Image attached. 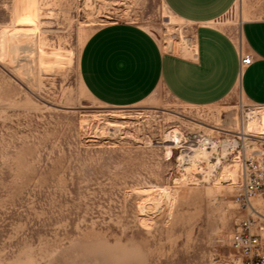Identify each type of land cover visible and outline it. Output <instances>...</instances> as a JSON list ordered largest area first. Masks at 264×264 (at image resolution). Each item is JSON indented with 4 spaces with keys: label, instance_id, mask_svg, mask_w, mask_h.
<instances>
[{
    "label": "rangeland",
    "instance_id": "374dc122",
    "mask_svg": "<svg viewBox=\"0 0 264 264\" xmlns=\"http://www.w3.org/2000/svg\"><path fill=\"white\" fill-rule=\"evenodd\" d=\"M36 2L32 16L30 0H0V264H231L237 225L263 220L235 195L244 157L264 155V105L239 90L189 105L162 87L100 102L80 70L99 27L134 22L174 52L193 28L164 0ZM243 4L264 16V0ZM241 8L219 20L236 37ZM253 205L264 215V193Z\"/></svg>",
    "mask_w": 264,
    "mask_h": 264
},
{
    "label": "crops",
    "instance_id": "0c3cea01",
    "mask_svg": "<svg viewBox=\"0 0 264 264\" xmlns=\"http://www.w3.org/2000/svg\"><path fill=\"white\" fill-rule=\"evenodd\" d=\"M238 1L164 0L193 28L194 43L185 52L165 50L134 22L99 27L81 55L85 87L114 106L141 102L159 87L189 105H210L236 90L249 102L264 105V16L242 0L239 36L219 23ZM246 56L252 57L250 64H242Z\"/></svg>",
    "mask_w": 264,
    "mask_h": 264
},
{
    "label": "built area",
    "instance_id": "2783aa9c",
    "mask_svg": "<svg viewBox=\"0 0 264 264\" xmlns=\"http://www.w3.org/2000/svg\"><path fill=\"white\" fill-rule=\"evenodd\" d=\"M251 62V56L242 58V64ZM263 193L264 155L258 153L252 157H244L235 202L241 209H250L263 220L249 215L237 225L231 236L234 250L231 264H264V215L257 212L253 205V200Z\"/></svg>",
    "mask_w": 264,
    "mask_h": 264
},
{
    "label": "bare ground",
    "instance_id": "6f19581e",
    "mask_svg": "<svg viewBox=\"0 0 264 264\" xmlns=\"http://www.w3.org/2000/svg\"><path fill=\"white\" fill-rule=\"evenodd\" d=\"M29 14H31L32 16H37V2H36V0H30V10H29ZM20 38L21 37H19V39ZM16 43H17L16 37H14V34H11L8 37H6V39H4L2 41L1 48H3L7 54H10L11 53L10 49L12 50L13 48H17V44ZM6 44H8L7 47H10L9 50H6L5 49V45ZM17 49H19V48H17ZM254 124H255V128H256V126L258 124L261 125V128H262L261 131L264 132V113H262L260 115V117H259L258 120H254ZM190 149H192L193 151L194 150H197L196 148H190Z\"/></svg>",
    "mask_w": 264,
    "mask_h": 264
}]
</instances>
